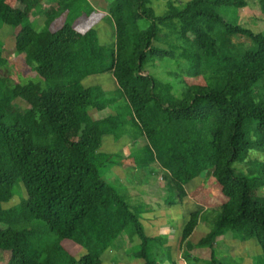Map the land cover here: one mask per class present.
Listing matches in <instances>:
<instances>
[{
    "label": "trees",
    "instance_id": "16d2710c",
    "mask_svg": "<svg viewBox=\"0 0 264 264\" xmlns=\"http://www.w3.org/2000/svg\"><path fill=\"white\" fill-rule=\"evenodd\" d=\"M78 1L57 2L41 31L33 23L43 12L0 9L13 29L16 54L35 62L33 72L52 83L43 89L0 75V252H10L7 264H102L107 251L120 248L129 225L139 244L124 251L127 262L159 264L162 249L171 257L166 239L145 233L140 207L106 179L117 163L99 152L103 139L117 142L131 131L139 137L132 152L138 149L161 173L169 209L181 206L185 187L205 174L226 198L218 207L185 213L179 249L186 264L199 263L193 249L208 251L203 264H229L216 246L234 231L256 241L264 254V158H250L252 151L264 156V34L219 14L221 7L243 9L246 1L166 0L165 12L156 16L151 0H106L114 33L109 49L93 30L82 35L65 22L51 28ZM256 1L264 15V0ZM162 31L177 45L156 46ZM233 37L250 45L231 46ZM85 51L97 58L84 59ZM76 56L84 73L110 75L115 92L80 89L77 78L60 85L57 75L71 70ZM165 58L183 61L188 76L202 77L204 84H183L172 104V86L145 73ZM8 64L0 53V70ZM121 99L124 104L117 105ZM16 100L26 110L7 116ZM100 111L108 115L94 119L92 112ZM15 196L19 202L4 207ZM202 219L211 229L189 242ZM64 241L85 254L75 258Z\"/></svg>",
    "mask_w": 264,
    "mask_h": 264
},
{
    "label": "rangeland",
    "instance_id": "374dc122",
    "mask_svg": "<svg viewBox=\"0 0 264 264\" xmlns=\"http://www.w3.org/2000/svg\"><path fill=\"white\" fill-rule=\"evenodd\" d=\"M16 1V2H15ZM60 0H0V9L2 7L8 8L9 11H20L22 14L31 12L33 14L44 13L42 9L43 2L48 4V16L55 9V5ZM174 4L184 3L188 0H171ZM247 5L243 9L224 8L219 9V14L227 22L235 23L242 27L252 30L256 33L264 34V15L261 13L260 7L256 0H245ZM15 2V4H14ZM80 10L76 11L73 8L68 11L64 16L59 17L56 22L51 25L53 30L60 27L62 23H69L75 29L80 31L82 35L89 30L95 32L98 44L103 45L104 48H111L114 42L113 25L108 13V4L106 0H81L78 4ZM156 16H161L166 10V0H151L150 4ZM75 7V6H74ZM3 8V10H4ZM47 17V16H46ZM45 17V18H46ZM0 18V53L8 61V66L0 70V75L12 77L25 84L28 82L34 83L43 89L51 87L49 80L45 81L37 76L35 72V62L31 63L27 57L17 55L14 49V36L13 29L10 25L3 24ZM43 17L34 19V28L37 31L43 29ZM61 22H58V21ZM141 28H145L148 24L140 22ZM11 40V43L8 42ZM1 43H5L3 47ZM236 44H244L248 47L249 40L239 37L231 38V46ZM161 48H169L177 45V41L169 35L168 32L162 31L158 35V42L155 44ZM98 54V53H97ZM84 59L97 58L94 52L85 51ZM99 56V55H98ZM100 56H102L100 54ZM80 56H76L74 60L70 61L71 70L66 67V72H59L56 80L61 85L62 83L73 82L75 78L78 79V87L80 89L89 88L90 91H105L115 92L116 84L113 79L108 75L97 73H84L83 66L78 65L81 60ZM187 66L183 61L165 58L162 61H156L150 64L145 69V73L153 76L158 81L170 84L172 86V99L171 103L174 104L177 99L181 97L183 84L186 86L203 85L204 80L202 77H192L187 74ZM22 100H16L7 110L6 115L22 114L26 110V105ZM121 99L117 105H123ZM108 115V111L92 112L94 119H101ZM131 137L124 138L120 141H113L111 137L103 139L102 148L99 151L104 157L106 154H111V159L115 161L118 166H114L107 174L106 179L113 186L123 189L122 195L132 207H140V219L144 227L145 233L148 236L161 237L167 240L166 235L169 237L168 242L171 245L170 255L174 258V264H186L184 260L179 258V239L180 229L183 224V219L186 212L191 210H200L215 208L225 201V197L221 193L219 184L209 175L205 174L189 183L186 187L188 198L183 201L180 206H167L171 199L168 197L161 179V173L157 167L147 162L142 152L135 149L134 142L139 139L138 136L130 132ZM264 158V156L257 152H251L250 158ZM143 164L141 170L136 167ZM241 167V166H239ZM22 197L25 196L23 189H20ZM263 194V193H261ZM19 202V198L15 196L4 207L14 206ZM207 218V217H206ZM210 219V218H209ZM210 222L202 219L199 221L196 229L190 236L191 243L197 242L203 238L211 229ZM1 229V226H0ZM221 238V239H220ZM217 241L216 254L219 257H227L229 264H264V254H261L259 247L253 239L246 238L239 232H229ZM138 238L132 226H127L123 235L117 242L119 249L116 251H107L103 257L102 264H143L142 261L129 260L126 261L124 251L129 249L134 250V247L139 244ZM219 242V243H218ZM64 248L74 255L75 258L82 257L85 252L71 241H64ZM185 250V249H184ZM192 257L198 258L199 263L203 264L204 259H209V253L205 249H193ZM188 254V252H187ZM10 252H0V264H7ZM159 261L162 264H169L166 262L168 258L167 250L163 249L159 253ZM201 261V262H200ZM159 264H161L159 262Z\"/></svg>",
    "mask_w": 264,
    "mask_h": 264
},
{
    "label": "crops",
    "instance_id": "0c3cea01",
    "mask_svg": "<svg viewBox=\"0 0 264 264\" xmlns=\"http://www.w3.org/2000/svg\"><path fill=\"white\" fill-rule=\"evenodd\" d=\"M81 0H79L76 4H74L72 7H71V9L69 10V12L73 9V8H75L74 10H76V11H78V10H80V8H79V6H78V4H79V2H80ZM16 2V1H15ZM15 2H14V4H15ZM47 6H48V4L47 5H45V2H43V6H42V9H44V10H46L45 11V13H43L42 15H41V17H43V24H44V21L46 20V18L48 17V10H47ZM75 6V7H74ZM49 7V6H48ZM31 13V12H30ZM47 16V17H46ZM46 17V18H45ZM1 22L4 24L5 22L3 21V20H1ZM8 42H10L11 43V40H8ZM3 45H5V43L3 44V43H1V46L3 47ZM11 45H12V43H11ZM15 49V48H14ZM23 57H25V56H23ZM120 164V163H119ZM119 164H116L115 166H118ZM187 198H188V194H187ZM183 221H184V219H183ZM184 223V222H183ZM183 225V224H182ZM180 231H181V229H180ZM166 237H167V241H168V236L166 235ZM221 239V238H220ZM219 239V240H220ZM218 240V241H219ZM179 241H180V239H179ZM219 243V242H218ZM180 251V253H179V258H181L182 260H183V258H182V256H181V250H179ZM191 255H192V253H191ZM194 258V257H193ZM204 260H206V259H204ZM162 261V260H161ZM161 261H159L161 264H162V262ZM166 262H169V264H174V262H175V260H174V258L172 257V253H171V257L169 258V259H166Z\"/></svg>",
    "mask_w": 264,
    "mask_h": 264
}]
</instances>
